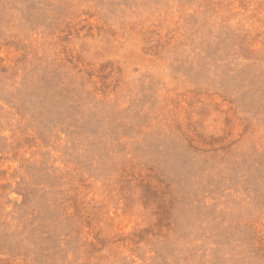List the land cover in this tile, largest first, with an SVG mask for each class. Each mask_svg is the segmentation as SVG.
Listing matches in <instances>:
<instances>
[{
    "label": "rangeland",
    "instance_id": "374dc122",
    "mask_svg": "<svg viewBox=\"0 0 264 264\" xmlns=\"http://www.w3.org/2000/svg\"><path fill=\"white\" fill-rule=\"evenodd\" d=\"M0 264H264V0H0Z\"/></svg>",
    "mask_w": 264,
    "mask_h": 264
}]
</instances>
